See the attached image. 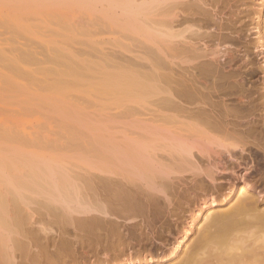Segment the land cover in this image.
Segmentation results:
<instances>
[{
    "label": "bare ground",
    "instance_id": "bare-ground-1",
    "mask_svg": "<svg viewBox=\"0 0 264 264\" xmlns=\"http://www.w3.org/2000/svg\"><path fill=\"white\" fill-rule=\"evenodd\" d=\"M0 29V264H264V0H0Z\"/></svg>",
    "mask_w": 264,
    "mask_h": 264
},
{
    "label": "rangeland",
    "instance_id": "rangeland-1",
    "mask_svg": "<svg viewBox=\"0 0 264 264\" xmlns=\"http://www.w3.org/2000/svg\"><path fill=\"white\" fill-rule=\"evenodd\" d=\"M260 2V1H259ZM259 6V5H257ZM261 8V6H260ZM1 30V29H0ZM256 30V29H255ZM42 31H47L46 28H42ZM250 33V32H248ZM253 33V34H252ZM258 32H251L250 34L252 35V39L253 42L257 41L259 33ZM110 36L109 33H103L100 34L99 37H105L108 38ZM255 40V41H254ZM255 45H252L251 47V57L254 58L255 61L257 62H262L264 64V62L262 61L263 59L261 58L260 54H258V48L254 47ZM262 59V60H261ZM259 76H264V70L263 72H260L258 74ZM46 110V109H45ZM37 113V114H36ZM33 112V113H28V116L26 115L25 118L28 119V127L29 130L31 132H33V134H35V146L38 147V151L40 150V152H43L44 154H48L49 156L53 157L54 159L57 160V162L65 167L68 170L71 171H75V170H80V167H84L83 169H85V167H88V165H86L87 161L86 158L88 157L87 153L88 152H82L84 151V148L79 147L81 145H79L80 143L84 142L82 140V142L79 141V139H77V137L74 139L73 137H68V135H66L65 130H63L64 128L61 127L59 125L58 122L54 121L51 122L52 120L50 119L47 120V118H43V116H39L38 112ZM44 115V114H43ZM41 119H40V118ZM25 119V120H27ZM26 124V126H27ZM87 141V139H86ZM77 142V144L79 145H75ZM80 142V143H79ZM74 143V145H73ZM77 147V148H76ZM89 154V153H88ZM239 194V193H238ZM239 196V195H238ZM212 209H209L208 211H206V214L210 213ZM204 222V218L200 217V219L196 222V227L200 226L202 223ZM193 230L197 231V228H195V226H193ZM195 235V234H194ZM192 239H194V237H192ZM174 242L176 240H173ZM189 242H184V249L187 248V246L189 245ZM177 244V242H176ZM180 259V258H179ZM178 259V260H179Z\"/></svg>",
    "mask_w": 264,
    "mask_h": 264
}]
</instances>
